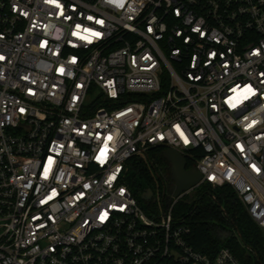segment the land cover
<instances>
[{"label":"built area","instance_id":"2783aa9c","mask_svg":"<svg viewBox=\"0 0 264 264\" xmlns=\"http://www.w3.org/2000/svg\"><path fill=\"white\" fill-rule=\"evenodd\" d=\"M154 147L202 178L150 215ZM206 184L264 230V0H0V264H241L173 216Z\"/></svg>","mask_w":264,"mask_h":264},{"label":"trees","instance_id":"16d2710c","mask_svg":"<svg viewBox=\"0 0 264 264\" xmlns=\"http://www.w3.org/2000/svg\"><path fill=\"white\" fill-rule=\"evenodd\" d=\"M162 147H154L146 157H133L125 167L123 179L138 202L146 209L154 200L143 199L144 193L155 192L160 180L170 185L171 166ZM194 163L187 162V168ZM204 191L189 201H180L173 209L176 220L191 228L190 243L199 251L215 255L229 248L241 264H264V230L249 215L235 191L228 185H204Z\"/></svg>","mask_w":264,"mask_h":264},{"label":"water","instance_id":"95a60500","mask_svg":"<svg viewBox=\"0 0 264 264\" xmlns=\"http://www.w3.org/2000/svg\"><path fill=\"white\" fill-rule=\"evenodd\" d=\"M164 156L172 166L174 180V186L172 190L174 197L179 196L183 191L196 186L200 182L202 178L201 173L196 168L187 170V161L179 152L168 149L164 151ZM153 195V191L148 189L144 193L143 199L146 201L155 200Z\"/></svg>","mask_w":264,"mask_h":264},{"label":"rangeland","instance_id":"374dc122","mask_svg":"<svg viewBox=\"0 0 264 264\" xmlns=\"http://www.w3.org/2000/svg\"><path fill=\"white\" fill-rule=\"evenodd\" d=\"M204 185H200L198 187H196L193 191V194L192 195H189L183 199H181V201H189L191 200L193 197L195 198L196 195L198 194H201L203 191H204ZM163 191H164V184L158 180L157 183H156V187H155V192H154V195H155V199H157L156 201V204L155 205H152L150 208L146 209L145 207H143L142 205V208H144V210L152 215V214H160L163 212V206H162V197H163Z\"/></svg>","mask_w":264,"mask_h":264},{"label":"flooded vegetation","instance_id":"af4514ba","mask_svg":"<svg viewBox=\"0 0 264 264\" xmlns=\"http://www.w3.org/2000/svg\"><path fill=\"white\" fill-rule=\"evenodd\" d=\"M170 166H171V163H170ZM186 169L190 170L191 168H187L186 167ZM172 186H174V180H173V173H172V166H171V176H170V185H169V187H172Z\"/></svg>","mask_w":264,"mask_h":264}]
</instances>
